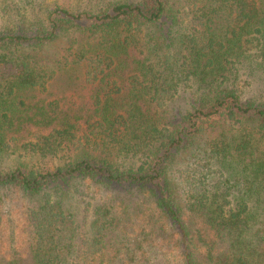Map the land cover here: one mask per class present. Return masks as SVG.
I'll use <instances>...</instances> for the list:
<instances>
[{
  "label": "trees",
  "instance_id": "obj_1",
  "mask_svg": "<svg viewBox=\"0 0 264 264\" xmlns=\"http://www.w3.org/2000/svg\"><path fill=\"white\" fill-rule=\"evenodd\" d=\"M76 1L0 9V160L41 134L30 162L0 163V264H264L250 210L264 104L236 89L244 63L264 68V0ZM62 35L57 68L83 67L90 87L83 114L30 95L54 79L39 50ZM190 85L191 110L166 121ZM68 192L90 194L88 226Z\"/></svg>",
  "mask_w": 264,
  "mask_h": 264
},
{
  "label": "rangeland",
  "instance_id": "obj_2",
  "mask_svg": "<svg viewBox=\"0 0 264 264\" xmlns=\"http://www.w3.org/2000/svg\"><path fill=\"white\" fill-rule=\"evenodd\" d=\"M24 1L25 0H0V9L7 3L11 4V2H16L22 4ZM128 1L137 2L138 0ZM38 2H43L45 5L51 6H54L56 3L64 4V0H38ZM6 22L7 21L2 18L0 14V26L4 25ZM66 45V36L62 35L55 39L54 42L41 47L39 50L41 64L52 69L56 68L55 76L54 79L48 83L44 91L37 89L36 91L30 92V95L34 100L42 99L47 103H54L59 109H62V111L67 110L70 114H83L88 108V92L90 88L85 79L84 68L66 67L59 69L56 65L57 61H60V59L66 55L64 54ZM258 62L259 61H248L243 64L242 74L236 82V89L244 101L252 100L258 104H264V68L259 66V68H254L252 70L253 67L258 66ZM195 99L196 94L192 85L183 88L175 98L166 104L170 113L166 111L162 117L168 121L175 114L181 115L190 111ZM39 136H41L40 133H33L26 139L19 140L17 138V140L10 142V147L7 148L1 157V167L3 169H9L16 167L20 161L30 162V160L27 159L29 156L25 149L26 147L30 149L29 145H33L34 143L38 144L40 142L38 139ZM37 159L38 157L34 158L33 162L35 164H41ZM107 196H114V194L110 192ZM138 196L140 195L136 193L120 194L119 199L124 200L126 205L129 204L128 210L131 213H135L140 205L145 206L142 201L139 202ZM88 199H90V194L81 198L74 195L72 192H68V195L63 198V205L67 212L72 214L78 223L83 222L84 224L86 223L87 226L91 223L93 214V206H90L88 212H86L88 208ZM250 210L257 213L254 222L258 224V227L263 229L264 189L253 195V199L250 201Z\"/></svg>",
  "mask_w": 264,
  "mask_h": 264
}]
</instances>
